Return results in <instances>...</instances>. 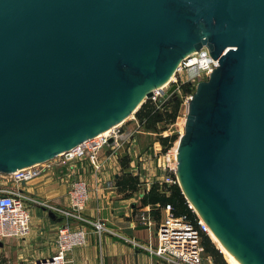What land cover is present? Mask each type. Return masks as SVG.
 I'll list each match as a JSON object with an SVG mask.
<instances>
[{
	"label": "water",
	"instance_id": "water-1",
	"mask_svg": "<svg viewBox=\"0 0 264 264\" xmlns=\"http://www.w3.org/2000/svg\"><path fill=\"white\" fill-rule=\"evenodd\" d=\"M203 46L218 66L177 180L230 255L264 264V0H0V174L114 127Z\"/></svg>",
	"mask_w": 264,
	"mask_h": 264
},
{
	"label": "built area",
	"instance_id": "built-area-1",
	"mask_svg": "<svg viewBox=\"0 0 264 264\" xmlns=\"http://www.w3.org/2000/svg\"><path fill=\"white\" fill-rule=\"evenodd\" d=\"M209 57L210 51L206 46L196 50L194 55L185 56L178 64L174 79H172L168 87L155 89L153 96L149 98L155 103L157 101L162 103L168 100L170 94L164 97L168 92L166 88H170L173 85L176 86L174 92L181 94L184 108L181 121H183L184 126L179 131L174 145L167 150V156L172 159L168 167L174 171H176L179 142L185 133L189 99L193 98L197 84L207 80L209 73L213 72L218 66V60ZM184 86H188L189 91L183 94ZM162 98L163 100L161 101ZM132 118L135 119V114ZM120 127H114L111 135H103L101 133L53 159L43 162L47 163V166L42 165L43 163H38L18 169L11 174H0V176L10 177L16 183H23L40 175L46 168L54 166L66 167L69 166L70 162L78 160H87L95 171H100L102 165L99 162L100 151L106 146L111 149L114 148L118 142L119 135H113V133ZM110 139H113L112 142ZM56 158H58L57 162L54 161ZM168 179L172 183L178 182L177 178L169 177ZM68 198L70 206L65 208L48 200L28 197L18 189H0V241L11 238L25 239L30 235L32 227L28 203H36L47 210L60 214L65 219L66 224L58 230L57 246L55 253L51 256L52 260L47 258L45 261L41 260L39 263L35 261L33 264H68V254L73 249L84 246L87 241L85 228L78 224L89 222L82 214L89 200V185L79 172L76 173V176L71 181ZM163 210L165 216L158 225L154 244L145 245L130 237H123L125 241L137 248L148 250L150 254L162 259L166 264H203L202 235L207 234L211 237L210 228L204 223L203 218L198 215L197 221L193 222L185 216H176L173 213L171 204H167ZM138 219L144 225L151 223V218L146 214L139 215ZM94 225L100 233L106 230L104 222H95Z\"/></svg>",
	"mask_w": 264,
	"mask_h": 264
},
{
	"label": "crops",
	"instance_id": "crops-1",
	"mask_svg": "<svg viewBox=\"0 0 264 264\" xmlns=\"http://www.w3.org/2000/svg\"><path fill=\"white\" fill-rule=\"evenodd\" d=\"M84 161H86L83 166L84 170L88 171L86 179L89 185V200L82 214L89 222L78 225L85 228L87 241L84 246L77 247L68 254V264H166L162 259L150 254L148 250L137 248L123 238L130 237L145 245L155 243L158 225L165 216L164 207L158 214L152 213L150 205L141 206V197L154 182L160 179L156 181L141 179L140 190L129 197L121 193L116 185V178L121 176V173H114L112 176L111 172L106 169V165L110 164L107 158H101L103 167L101 172L95 171L87 160ZM69 167L46 168L40 175L23 183L0 179L1 188L4 190L18 189L28 197L48 200L58 206L68 208L70 206L68 198L70 184L77 173ZM0 177L3 178V176ZM28 205L32 227L30 235L25 239L11 238L0 241V249L6 250L7 242H9L19 256H26L35 262L38 259H47L55 253L58 230L66 222L60 214L36 203L29 202ZM136 206L137 211L147 212L146 215L151 218L150 224L134 222L133 218L138 219L140 215L134 211ZM95 222H104L106 230L98 232L94 225Z\"/></svg>",
	"mask_w": 264,
	"mask_h": 264
},
{
	"label": "rangeland",
	"instance_id": "rangeland-1",
	"mask_svg": "<svg viewBox=\"0 0 264 264\" xmlns=\"http://www.w3.org/2000/svg\"><path fill=\"white\" fill-rule=\"evenodd\" d=\"M170 88H166V89L169 90ZM176 100L179 101L180 108H182L180 115L177 116L175 122L173 123L159 122L157 124L156 130H151L144 127L139 122V118L136 116V114H135V119L131 117L130 119H127L123 123V125L119 129H117L115 133H113V135H119L118 142L114 146V148L111 149L109 146H106L100 151V155H99L100 164H102L101 158L103 157L107 158V161L110 164L106 165V169L111 172L112 176L114 173L122 174L123 172H125V173H132L134 175H139L140 179H143L144 181H146L147 179L151 181H156L157 179H160L158 180V182H162V183L166 182L168 184H171L172 181L168 178L169 177L172 178L173 176H171V174L173 173L176 179L177 174L176 171L171 170L168 167L170 161H172L171 157L167 156L168 153L167 150L169 149V147L166 149L165 146L162 144L160 138L166 136L169 137L172 135L178 136L179 131H181L182 130L181 128L184 126L183 121H181L183 117L182 114L184 113L181 94H178L177 92H172L169 95L168 100L164 101L165 103L164 102L159 103L158 101L155 103L152 100L146 99V101L149 102L152 101L153 103L158 104L159 108L158 107L157 108L160 111L165 110V107L168 104V102L170 101L174 102ZM126 159H128L130 162H129V168L127 169V171H124L121 166L122 164L121 161H125ZM57 160L58 158H56L54 161L57 162ZM85 162L86 161H79V160L72 161L69 164L70 167L72 168H70L69 166L68 167L75 172H79L82 178L86 179V174H88V171L84 170L83 166L85 165ZM75 164H77L78 166H76ZM42 165L47 166V163H43ZM70 169L68 170L70 171ZM102 169L103 167L101 165V170L97 172H101ZM69 173L73 174V176L75 175L72 172ZM0 179H5L13 182L10 177H3V178L0 177ZM0 189H2L1 181H0ZM137 209L138 208L136 206L134 208V211H137ZM137 213H140L141 215L144 213L146 214L147 212L137 211ZM195 213L197 214L196 211ZM133 220L136 223L140 222L139 219L133 218ZM212 241L216 245L213 239ZM7 245L8 248L6 250L0 249V262H2V264H33L30 258L28 259L26 256H19V254L12 249L11 243L7 242ZM220 250L223 253V258L225 262L227 264H230L229 261L225 258L223 249L220 248ZM202 255H203V264H216L213 257L208 252L205 251L203 245H202Z\"/></svg>",
	"mask_w": 264,
	"mask_h": 264
},
{
	"label": "trees",
	"instance_id": "trees-1",
	"mask_svg": "<svg viewBox=\"0 0 264 264\" xmlns=\"http://www.w3.org/2000/svg\"><path fill=\"white\" fill-rule=\"evenodd\" d=\"M183 91L184 93L188 92V86H184ZM157 107L159 108L158 104H155L152 101H145V103L142 104V107L135 113L139 118V122L147 129L156 130L159 122H175L177 116H179L182 111L178 100L168 102L163 111L158 110ZM177 138V135H172L169 137H161L160 140L167 149L174 145ZM121 162L123 170L127 171L130 161L126 159ZM171 176L175 178L173 173ZM141 184L140 176L132 173L123 172L121 176L116 178V185L119 191L125 193V196L129 197L140 190ZM167 204H171L173 213L176 216H185L193 222L197 221L198 216L190 206V203L183 194L178 182L171 184L166 182H154L150 189L142 194L141 206L150 205L152 207V213L158 214ZM202 245L204 246L205 251L213 257L216 264H227L223 258V253L216 247L207 234L202 235Z\"/></svg>",
	"mask_w": 264,
	"mask_h": 264
},
{
	"label": "bare ground",
	"instance_id": "bare-ground-1",
	"mask_svg": "<svg viewBox=\"0 0 264 264\" xmlns=\"http://www.w3.org/2000/svg\"><path fill=\"white\" fill-rule=\"evenodd\" d=\"M172 79H174V75L171 76V78L165 83L163 84L161 87L162 88H165V87H168V85L170 84V82L172 81ZM141 107V104H139L135 109L134 111L127 117L125 118L124 120H122L121 122H119L118 124H116L114 127H120L127 119H130V117L132 118V116L139 110V108ZM110 128L106 131H104L102 134L103 135H111L112 134V131H113V128ZM111 131V132H110ZM43 163V162H42ZM191 207L197 212V214L200 216V214L198 213V211L196 210V208L193 206V204L191 203ZM201 217V216H200ZM210 235H211V238L215 241L216 243V246L220 249L222 248L223 251H224V255H225V258L229 261L230 264H241L238 259L234 256V255H230L228 253V249L220 242L217 240V237L216 235L214 234V232L210 229Z\"/></svg>",
	"mask_w": 264,
	"mask_h": 264
}]
</instances>
